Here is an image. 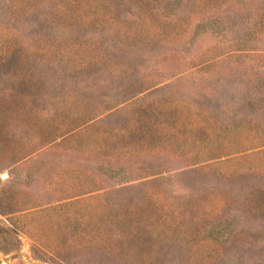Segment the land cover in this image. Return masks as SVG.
<instances>
[{
  "label": "rangeland",
  "instance_id": "374dc122",
  "mask_svg": "<svg viewBox=\"0 0 264 264\" xmlns=\"http://www.w3.org/2000/svg\"><path fill=\"white\" fill-rule=\"evenodd\" d=\"M10 45L37 74H0V206L25 205L0 213V264H128L85 243L107 202L164 235L152 264H264V146L194 164L206 152L181 133L199 109L244 120L232 141L260 135L264 0H0V55ZM87 169L105 189L36 212Z\"/></svg>",
  "mask_w": 264,
  "mask_h": 264
},
{
  "label": "trees",
  "instance_id": "16d2710c",
  "mask_svg": "<svg viewBox=\"0 0 264 264\" xmlns=\"http://www.w3.org/2000/svg\"><path fill=\"white\" fill-rule=\"evenodd\" d=\"M6 55H0V74H5L11 72L12 74H18L23 73L25 76H29L31 78H35L37 74V70L33 68L32 62L34 61L32 59H29L27 56V52H23L21 48H19L17 45H10L5 50ZM86 63H76V67L78 69L86 68L81 67ZM35 65V64H34ZM92 66H98V63H89L87 67ZM18 74L17 76H19ZM15 78V77H14ZM20 79L13 80L14 86H16L17 81ZM23 82L21 83V85ZM26 89V87H25ZM143 91V89L139 92ZM27 94L29 92H26ZM11 99L18 98L15 94H12ZM2 102L3 99L0 98V142L3 141V136H6L7 133H5V127L4 124V114L2 109ZM19 104V103H18ZM89 109V108H88ZM92 110V109H91ZM264 110V108H263ZM92 111H89V113L82 114V123L81 124H87L91 120H93L98 115H93L91 117H88L89 114H91ZM205 111L199 110L196 113L195 122L197 129H190L185 128L183 131H181L182 136H187V138L190 140L192 144H194V148H198V150L206 152V153H193L195 159L194 164H199L203 162H208L212 160H219L222 157H229L231 155H236L239 153H228L233 148H245V150H253L255 148H259L264 146V127L259 128L260 135H257L255 139H249L246 140L244 138L240 140H234L230 139L229 134L231 135V131L238 130V127L242 126L244 123V120H240V122L231 121L228 124H224L220 120L216 121H206L202 120L203 115ZM203 116V117H202ZM252 121H249L248 123H251ZM137 123V121H136ZM78 125L83 126V125ZM88 126V125H86ZM195 126L193 128H195ZM209 126V127H208ZM260 126V125H259ZM247 128V127H246ZM74 129V128H73ZM72 129V130H73ZM71 129H68V131ZM119 133L128 134V132L125 129H118ZM149 131V130H148ZM137 138H143L146 136V132H144L143 127L140 128V131L133 133ZM201 135H205V138H202ZM198 136V137H197ZM251 140V141H250ZM198 145V146H197ZM244 145L243 147H238ZM234 146V147H233ZM200 148V149H199ZM251 154V153H248ZM262 154V153H257ZM27 154H23L21 156H16L15 161H19L23 158H25ZM243 156V155H241ZM82 172V173H81ZM76 180L72 181L74 182L73 185H71L70 190L64 189L63 192H68L70 194H62L55 198V202L50 203H43L36 206H33V208L36 209V212H49L53 209H58L60 207H68L69 205L75 203L79 204L80 199L77 198L79 195H85L93 192H97L100 190L105 189L104 183H101L99 180L95 179L92 173L89 172L87 169L84 171H81ZM64 177L63 175H61ZM60 177V179H64ZM106 193L103 191V193L99 196L107 195L108 189L105 190ZM91 198H87L86 201L91 200ZM66 199H68L66 202ZM107 208L109 207L110 202H107ZM47 204V205H45ZM25 205H20L21 208L16 207H9L8 209H5L7 207H1L0 206V213L4 215L6 218L8 216L12 215H19ZM104 206V203L101 205ZM29 208V207H27ZM107 208L103 211L104 215L101 216V223H100V229L98 235L94 237H85V243H96L99 245L102 253L111 256L113 259L122 260L125 263L128 264H144V263H155L160 257V245H162L163 241V234L161 232L156 233L150 229L149 221L146 219H143L139 217L136 213H130L128 210H120L118 211V214L116 211L114 212V209H112V212L107 213ZM26 209V208H25ZM107 213V214H106ZM12 214V215H11ZM106 214V215H105ZM16 219L19 218V216L15 217ZM8 219V218H7ZM118 219V221H116ZM10 220V219H8ZM114 221L119 222V224L116 223V226H114ZM12 224L15 225V223L11 220ZM15 231V230H14ZM17 234V233H16ZM163 235V236H162ZM19 240V239H18ZM73 245V244H70ZM210 257V256H209ZM213 261H215L213 259ZM148 263V264H149Z\"/></svg>",
  "mask_w": 264,
  "mask_h": 264
},
{
  "label": "water",
  "instance_id": "95a60500",
  "mask_svg": "<svg viewBox=\"0 0 264 264\" xmlns=\"http://www.w3.org/2000/svg\"><path fill=\"white\" fill-rule=\"evenodd\" d=\"M5 176H7V174H5Z\"/></svg>",
  "mask_w": 264,
  "mask_h": 264
}]
</instances>
